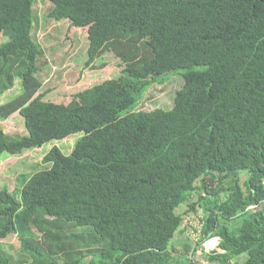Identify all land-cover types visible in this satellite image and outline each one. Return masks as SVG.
Returning a JSON list of instances; mask_svg holds the SVG:
<instances>
[{
  "label": "trees",
  "instance_id": "trees-1",
  "mask_svg": "<svg viewBox=\"0 0 264 264\" xmlns=\"http://www.w3.org/2000/svg\"><path fill=\"white\" fill-rule=\"evenodd\" d=\"M49 1L50 19L88 28L85 68L107 51L125 67L67 104L44 100L35 0H0V96L23 88L0 104V123L22 126L0 128L1 177L20 182L0 187V264H199L197 250L264 264V0ZM175 74L174 105L142 110ZM29 154L41 167L26 170ZM14 234L18 263L1 241Z\"/></svg>",
  "mask_w": 264,
  "mask_h": 264
},
{
  "label": "rangeland",
  "instance_id": "rangeland-1",
  "mask_svg": "<svg viewBox=\"0 0 264 264\" xmlns=\"http://www.w3.org/2000/svg\"><path fill=\"white\" fill-rule=\"evenodd\" d=\"M52 8L53 4L49 0H35L33 6L36 18L35 23H37V26H34L33 35L40 42L44 51V54L39 57L38 61L40 65L38 75L42 80L43 89H51L44 97V100L67 104L77 92L101 83L106 79L118 77L122 73L125 64L114 52L107 51L94 63L95 65L107 63L104 68H85L84 63L87 60L86 52L88 48V28L75 27L68 20L55 21L50 19L48 14ZM4 40L3 42H6L8 39L5 38ZM183 83L184 77L180 74L172 75L165 83L155 82L148 90L143 100L144 102L139 107L145 111H151L156 107L171 108L174 105L176 91L183 86ZM22 93L21 80L16 79L14 87L0 96V104L9 102ZM13 116L18 117L20 115L19 113H15ZM18 126L19 122L16 120L12 121L11 118L7 122L0 123V128L4 129L5 127L6 132L12 134V137H19L20 134L18 132L22 126ZM13 129L14 131H12ZM71 140H73V144L69 152H71L77 137L72 136L67 139V141ZM50 143L37 148V150L35 149V153H45L49 150ZM58 146L64 150L62 141H59ZM42 157L43 155L41 154H29L26 159H31L33 163L30 162L26 170L32 171V168L37 165L41 167ZM42 166H44L43 163ZM2 173L3 171L0 170V187L7 186L12 192L15 184L20 185V182L14 179L13 173H7V176L1 177ZM242 179H244L243 176ZM251 208L257 209L258 206L252 205ZM46 219L52 220L50 217ZM59 222L65 223L63 220ZM201 223V220L198 221L196 217L194 218L193 224L200 227ZM82 230L79 227L72 228L66 234L71 235ZM34 232L40 236V239L43 238V232L39 231L38 227L34 229ZM192 234L194 235L195 232H192ZM1 241H4L7 253L11 254L15 263H18L19 259L23 260L18 250L20 243L15 234L9 235ZM203 247L208 252L218 248L217 238L214 237L207 240ZM194 257L197 260L200 259L199 264H214L207 261V257L199 250H197V254Z\"/></svg>",
  "mask_w": 264,
  "mask_h": 264
},
{
  "label": "clouds",
  "instance_id": "clouds-1",
  "mask_svg": "<svg viewBox=\"0 0 264 264\" xmlns=\"http://www.w3.org/2000/svg\"><path fill=\"white\" fill-rule=\"evenodd\" d=\"M251 206H252V205H250V206L247 208V210L252 209ZM212 238H214V237H212ZM215 238H217V240H218V246H219L220 238H219V237H215ZM210 239H211V238H210ZM216 249H220V248L218 247V248H216ZM214 250H215V249H214ZM212 251H213V250H212Z\"/></svg>",
  "mask_w": 264,
  "mask_h": 264
}]
</instances>
